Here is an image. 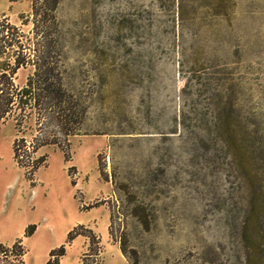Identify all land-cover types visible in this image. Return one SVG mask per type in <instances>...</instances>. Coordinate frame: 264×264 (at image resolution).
Wrapping results in <instances>:
<instances>
[{
	"label": "rangeland",
	"instance_id": "374dc122",
	"mask_svg": "<svg viewBox=\"0 0 264 264\" xmlns=\"http://www.w3.org/2000/svg\"><path fill=\"white\" fill-rule=\"evenodd\" d=\"M22 12L31 0H0L36 42ZM56 14L42 50L82 92L83 134L42 146L29 175L13 120L0 125V243L22 238L28 264L65 244L80 264L88 239L66 240L83 224L107 260L264 264V0H59Z\"/></svg>",
	"mask_w": 264,
	"mask_h": 264
},
{
	"label": "trees",
	"instance_id": "16d2710c",
	"mask_svg": "<svg viewBox=\"0 0 264 264\" xmlns=\"http://www.w3.org/2000/svg\"><path fill=\"white\" fill-rule=\"evenodd\" d=\"M58 4L59 0H31L30 14H19L22 25L28 24L29 17H32L31 33L36 39L32 43L6 13L0 15V125L8 119L13 120L16 131L12 144L13 158L29 175L46 164V156H37L42 146L53 145L66 153L69 137L83 134L87 106L82 92L69 82L66 71L60 69L56 53L42 50L46 44H51L49 28L57 20ZM28 66H32L33 71L24 84H17V71ZM99 170L102 178L108 180L109 176L101 164ZM112 182L115 183L114 180ZM100 204L97 201L88 207ZM112 216L111 213V219ZM35 229L36 225H28L24 236L33 234ZM78 235L88 239V250L81 256V264H88L86 260L92 257L95 258L94 264H100V237L92 228L78 224L68 232L66 242ZM22 241V238H17L11 245L0 243V253L6 257L9 254L13 256V264H23L26 251ZM64 254L65 244L51 249L46 264H58Z\"/></svg>",
	"mask_w": 264,
	"mask_h": 264
},
{
	"label": "crops",
	"instance_id": "0c3cea01",
	"mask_svg": "<svg viewBox=\"0 0 264 264\" xmlns=\"http://www.w3.org/2000/svg\"><path fill=\"white\" fill-rule=\"evenodd\" d=\"M25 226V223H23L22 224V226H21V229L23 228ZM31 239V237H25L24 238V242H27V241H29ZM59 242H61V241H57V244L59 243ZM56 243L55 244H52V245H50L49 247H48V250L51 248V247H53V246H55V245H57ZM103 254V251L101 252V254H100V256ZM113 256H114V258H115V261H113V260H107V259H105V257L104 258H102V256H101V262H100V264H117V263H119V262H121L122 264H127V262H126V260L123 258V256H122V254L118 251V249L117 248H115V250H114V252H113ZM25 256H26V253L24 254V259H25ZM39 257H41L42 259H40V261L38 262V264H45V262H46V260L48 259V255H47V252H46V249L45 250H42V255H39L37 258H39ZM36 258V259H37ZM34 261H35V259H34ZM34 261L32 262V264H34ZM65 261V258H62V256L60 257V259H59V263L58 264H64L63 262ZM107 261V262H106ZM118 261V262H117ZM117 262V263H116ZM24 264H28V262H27V259L25 260V262H24ZM80 264H81V261H80Z\"/></svg>",
	"mask_w": 264,
	"mask_h": 264
}]
</instances>
